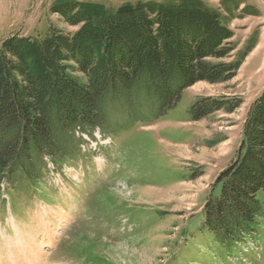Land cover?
<instances>
[{
    "label": "rangeland",
    "instance_id": "obj_1",
    "mask_svg": "<svg viewBox=\"0 0 264 264\" xmlns=\"http://www.w3.org/2000/svg\"><path fill=\"white\" fill-rule=\"evenodd\" d=\"M57 1L0 0V46L16 34L77 32L53 13ZM77 1L114 12L178 0ZM201 1L234 33L231 55L210 62L245 54L236 76L195 84L175 109L149 122L132 121L127 104H108L106 127L76 129L69 138L75 155L45 158L37 184L22 175L1 184L0 264H264V220L255 239L236 244L202 228L211 189L235 159L264 90V0ZM206 98L240 105L192 121L191 106ZM133 106L148 114L141 101Z\"/></svg>",
    "mask_w": 264,
    "mask_h": 264
},
{
    "label": "trees",
    "instance_id": "obj_2",
    "mask_svg": "<svg viewBox=\"0 0 264 264\" xmlns=\"http://www.w3.org/2000/svg\"><path fill=\"white\" fill-rule=\"evenodd\" d=\"M52 11L80 29L16 34L0 46V185L20 175L37 184L45 158L75 155L69 138L76 129L106 127L108 104H127L134 122L153 121L195 84L233 79L245 58L210 62L231 55L234 33L201 0L114 12L58 0ZM136 100L149 106L148 114L138 116ZM227 105L233 112L240 102L199 99L189 116L200 121ZM211 191L202 228L224 243L255 239L264 220V90L248 112L235 159Z\"/></svg>",
    "mask_w": 264,
    "mask_h": 264
},
{
    "label": "bare ground",
    "instance_id": "obj_3",
    "mask_svg": "<svg viewBox=\"0 0 264 264\" xmlns=\"http://www.w3.org/2000/svg\"><path fill=\"white\" fill-rule=\"evenodd\" d=\"M35 240V239H34ZM10 249V248H9ZM12 250V249H11ZM6 251V250H5ZM12 252V251H11ZM18 257V256H17ZM15 258V257H14ZM15 264V263H14Z\"/></svg>",
    "mask_w": 264,
    "mask_h": 264
}]
</instances>
